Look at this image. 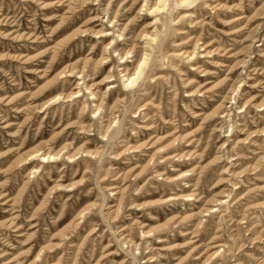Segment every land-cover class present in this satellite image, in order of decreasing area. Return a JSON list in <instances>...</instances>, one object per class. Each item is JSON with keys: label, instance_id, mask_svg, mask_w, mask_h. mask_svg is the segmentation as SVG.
I'll return each mask as SVG.
<instances>
[{"label": "rangeland", "instance_id": "374dc122", "mask_svg": "<svg viewBox=\"0 0 264 264\" xmlns=\"http://www.w3.org/2000/svg\"><path fill=\"white\" fill-rule=\"evenodd\" d=\"M0 264H264V0H0Z\"/></svg>", "mask_w": 264, "mask_h": 264}, {"label": "bare ground", "instance_id": "6f19581e", "mask_svg": "<svg viewBox=\"0 0 264 264\" xmlns=\"http://www.w3.org/2000/svg\"><path fill=\"white\" fill-rule=\"evenodd\" d=\"M221 3H219V4H217V5H214L213 7H217V6H219ZM224 6V5H223ZM220 7H222V6H220ZM159 8V7H158ZM191 15H193V14H191ZM181 18H183V15L181 16ZM180 18V19H181ZM240 18H243V17H240ZM240 18H238V19H240ZM180 19H178L177 21H176V24H178L179 22H180ZM238 19H236V20H238ZM151 25H154L153 24V22L151 23ZM150 38L154 41V40H156L157 39V37L155 36V35H150ZM189 41V40H188ZM184 53L186 54V53H188L187 51H184ZM146 60H144V61H140L139 63H138V65L136 66V75L137 76H135V77H130V78H128V80H130V82H131V84H133L135 81H137L139 78H140V76L142 75V73H143V70H144V65L146 64ZM127 75V74H126ZM76 97H77V95H76ZM151 128V127H150ZM149 128V129H150ZM134 151H137V149L135 150L134 149ZM90 152V151H89ZM57 155L58 154H49V155H45L44 156V158H46L47 156L50 158V157H52L53 159L55 158L56 159V157H57ZM175 156H179V157H181L182 155L181 154H175V155H171L170 157H167L166 159H169V158H173V157H175ZM72 157H73V155H72ZM34 158V157H33ZM186 175H188V174H186V173H182V174H180V175H176V176H168L167 177V179H168V181H175V180H179V179H181V178H183V177H185ZM192 184H189L188 186H191ZM174 198V197H173ZM175 198H177V199H183V200H193L194 199V197H193V194H183V195H179V196H176ZM170 199H172V197L170 198ZM197 200H199V199H197ZM189 232H185L184 234H188ZM2 257V256H1Z\"/></svg>", "mask_w": 264, "mask_h": 264}]
</instances>
